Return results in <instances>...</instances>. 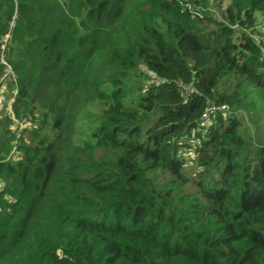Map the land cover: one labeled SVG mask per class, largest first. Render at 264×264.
<instances>
[{
  "label": "trees",
  "instance_id": "obj_1",
  "mask_svg": "<svg viewBox=\"0 0 264 264\" xmlns=\"http://www.w3.org/2000/svg\"><path fill=\"white\" fill-rule=\"evenodd\" d=\"M207 1L0 0L13 115L49 130L15 162L0 136V264H264V135L235 116L248 86L264 96V0H229L224 22L184 8ZM95 101L93 144L77 142Z\"/></svg>",
  "mask_w": 264,
  "mask_h": 264
},
{
  "label": "rangeland",
  "instance_id": "obj_2",
  "mask_svg": "<svg viewBox=\"0 0 264 264\" xmlns=\"http://www.w3.org/2000/svg\"><path fill=\"white\" fill-rule=\"evenodd\" d=\"M229 4V0H208L205 7L197 6L195 4H190V7L193 9H198L202 11L203 16L214 17L216 20H220L224 22V9ZM201 9H200V8ZM14 19V16H13ZM12 19V20H13ZM208 29H213V25L205 24ZM13 27V21L9 22V29ZM258 35L260 37H264V26L262 24L257 25ZM5 37V36H4ZM255 38H259L256 35H253ZM2 41V40H1ZM2 45H7V38L3 41ZM141 70H144L143 66H140ZM155 79L149 75V78L146 80L148 83L154 82ZM12 97V88L9 87L8 82L6 83L4 90H1L0 93V136L11 137V145H13V141L15 140V134L17 130L19 131L21 137L17 140L16 146L24 140V145L31 144L35 142L32 137L31 130L39 131L40 136H45L48 134L46 126L41 127L38 122L33 120L32 118H24L21 119L22 127L20 128L18 125H15L11 122L9 117L5 113V105L8 100ZM245 98L247 101V106L240 108L238 112L235 114L240 121V126L238 128V132L241 136L245 137H256L257 132H260L261 137L264 135V96L263 93L258 91V89L253 86H248L245 92ZM105 109V105L99 103L97 101L89 103L79 116L76 128V140L77 142H81L84 144H93L92 141H89V134L92 133L95 129V126L99 123L103 110ZM261 126V127H260ZM25 128L22 133V129ZM8 132V133H7ZM7 133V134H6ZM31 140V142H30ZM197 142V141H196ZM182 154L187 162L183 166L184 174L190 178V180L196 179V174L198 171V166L196 164L195 157L192 156L190 151L187 149H183L178 151ZM22 156L21 151L11 152L7 158L13 162L20 161ZM190 189H194L193 184H189Z\"/></svg>",
  "mask_w": 264,
  "mask_h": 264
},
{
  "label": "built area",
  "instance_id": "obj_3",
  "mask_svg": "<svg viewBox=\"0 0 264 264\" xmlns=\"http://www.w3.org/2000/svg\"><path fill=\"white\" fill-rule=\"evenodd\" d=\"M184 8L187 9L188 11L192 12V14L195 16H202L203 17L202 11L198 10V9L191 8L190 3L185 4ZM230 27L233 29H236V28L239 29V26L237 24L231 25ZM7 36L8 35H6L3 38V41L6 40ZM250 37L259 46V48H260V59L264 60V46L261 44L259 38H255V37H253V35H250ZM1 49L3 52L4 45H1ZM0 63L2 65H4L6 68L5 72L0 76V93H1V90H4V87H5L7 82L14 83V87L12 88V97L8 100V102L5 105V113L9 117V119L11 120L12 123H14L15 125H18L21 128L22 127L21 121L14 117L13 112H12V108H11L12 101L16 95V92H17V87L15 86L14 75H13V72H12L10 65L4 60L3 54H1ZM178 85L183 88L185 95H188L192 91V89L187 88L185 86H182L181 83H179ZM215 114H216V108L214 107V105L211 102L208 101L206 109L204 110V112L202 113V115L198 119L197 127L195 129H192L190 134L188 136H186V138H185V142L191 148H194L195 145L198 143V139H197L195 133L197 131L202 132V133L205 132L206 128L209 127L212 124V122L214 121ZM14 136H15V140L13 141V145H12V151H11L12 153L16 151V148L18 146V145L16 146V142L20 138V133L18 130Z\"/></svg>",
  "mask_w": 264,
  "mask_h": 264
}]
</instances>
